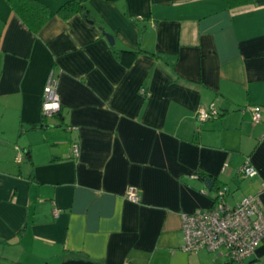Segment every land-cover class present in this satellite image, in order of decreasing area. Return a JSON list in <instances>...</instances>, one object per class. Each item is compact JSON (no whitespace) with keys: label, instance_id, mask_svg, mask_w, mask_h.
<instances>
[{"label":"crops","instance_id":"crops-1","mask_svg":"<svg viewBox=\"0 0 264 264\" xmlns=\"http://www.w3.org/2000/svg\"><path fill=\"white\" fill-rule=\"evenodd\" d=\"M40 1L50 18L34 35L0 0V264L184 256L180 214L213 197L201 173L228 187L229 206L257 195L264 211V125L251 120L253 107L264 119V0H89V22L58 16L68 0ZM113 46L154 56L126 68ZM50 71L61 118L31 129ZM210 103L218 117L198 123ZM247 160L254 178L238 174Z\"/></svg>","mask_w":264,"mask_h":264},{"label":"built area","instance_id":"built-area-1","mask_svg":"<svg viewBox=\"0 0 264 264\" xmlns=\"http://www.w3.org/2000/svg\"><path fill=\"white\" fill-rule=\"evenodd\" d=\"M60 108L58 81L53 71H50L42 89L41 114L46 119L55 117ZM251 111L252 122L264 125L261 108L253 107ZM218 115V108L210 103L199 107L196 121L204 123ZM72 155L74 158L79 155L77 144L72 146ZM23 156V151L18 150L16 162H20ZM238 174L244 178H254L258 171L247 160ZM262 188L264 189V184ZM227 193L226 188L216 191L210 207L206 210L180 214L181 250L187 254L202 251L215 253L219 259L216 264H253L256 250L264 238L263 207L257 195H247L238 204L229 206L226 203ZM125 198L133 203L138 202V189L129 187Z\"/></svg>","mask_w":264,"mask_h":264},{"label":"trees","instance_id":"trees-1","mask_svg":"<svg viewBox=\"0 0 264 264\" xmlns=\"http://www.w3.org/2000/svg\"><path fill=\"white\" fill-rule=\"evenodd\" d=\"M87 1L89 0H68L58 7L57 14L62 20H68L75 14H81L86 21H93V18L90 16V12L86 6ZM6 2L14 11V13L20 18L26 28L34 35H36L42 29V27L48 22L50 18L49 9L47 5H45L40 0H6ZM227 3L228 7L232 8L250 4L251 0H227ZM112 51L115 59L126 68L130 67L136 57L140 54L153 55L152 53H147L142 49L131 51L117 49L114 46L112 47ZM55 117L61 118L60 111L55 115ZM42 119V124H33L31 129L45 127L43 122L46 118L43 117ZM24 157L31 161L30 151H24ZM200 176L203 181L207 177H211L202 173L200 174ZM212 179L214 180L213 189H217L219 187V183H217L215 178ZM211 199L213 200L214 198L212 197Z\"/></svg>","mask_w":264,"mask_h":264},{"label":"rangeland","instance_id":"rangeland-1","mask_svg":"<svg viewBox=\"0 0 264 264\" xmlns=\"http://www.w3.org/2000/svg\"><path fill=\"white\" fill-rule=\"evenodd\" d=\"M52 120L53 118H49V121H52ZM181 251L183 252V250ZM183 253H184V256H179V255H175L172 257L167 256L163 258L160 263H157V264H198V263L199 264H216L218 263V260H219L217 259V256L215 253H208L206 251L201 252V255L199 256V258L197 257V260H196V255L198 253H192L190 255H188L185 252Z\"/></svg>","mask_w":264,"mask_h":264},{"label":"water","instance_id":"water-1","mask_svg":"<svg viewBox=\"0 0 264 264\" xmlns=\"http://www.w3.org/2000/svg\"><path fill=\"white\" fill-rule=\"evenodd\" d=\"M103 34H104V36L106 37V39L108 40V42L110 43V45H114V38L110 35V34H108V33H106V32H103ZM51 128H53V126L52 125H47V126H45V129H51ZM213 177H207L205 180H204V182H205V188H204V193H206V192H216V191H218V190H220V189H222V188H226V189H228V187L227 186H223V185H219V187L217 188V189H213V186H214V180L212 179Z\"/></svg>","mask_w":264,"mask_h":264}]
</instances>
